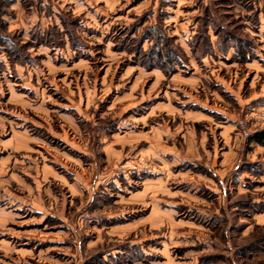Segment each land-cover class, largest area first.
<instances>
[{
  "label": "rangeland",
  "instance_id": "1",
  "mask_svg": "<svg viewBox=\"0 0 264 264\" xmlns=\"http://www.w3.org/2000/svg\"><path fill=\"white\" fill-rule=\"evenodd\" d=\"M259 130L264 0H0V264H264Z\"/></svg>",
  "mask_w": 264,
  "mask_h": 264
},
{
  "label": "crops",
  "instance_id": "2",
  "mask_svg": "<svg viewBox=\"0 0 264 264\" xmlns=\"http://www.w3.org/2000/svg\"><path fill=\"white\" fill-rule=\"evenodd\" d=\"M190 78V77H189ZM197 79V78H196ZM198 80V79H197ZM198 82V81H197ZM223 86L225 87V90H227V91H229L231 94H234L235 95V97H237V95H236V92H237V88L236 89H234V87H233V85H231L230 84V82L226 79L225 80V82H223ZM239 86H240V84H239ZM230 94V95H231ZM238 101H239V99H238ZM200 103V105H202V107L204 108V109H210L211 108V104H208V106L206 105V103H205V100H202V101H200L199 102ZM240 105V104H239ZM220 108H218V110H217V112L220 114V113H222V115H223V117H225V118H227V120H224V121H233V120H235V118L237 117V114H238V112L236 111V110H230V109H228L226 106H224V105H221V106H219ZM188 115H190V114H188ZM194 115V114H193ZM188 119V118H187ZM218 119H220V118H218ZM221 121H223V120H221ZM194 123V122H193ZM222 123V122H221ZM222 124H224V123H222ZM161 127H159V126H155L156 127V129H155V136H157L158 138H160V139H163L165 136H167V135H169V136H173L174 135V132L172 131V130H168V127L166 126V125H160ZM233 124H232V122L231 123H229V124H224V125H222V131L225 133H230L232 130H233ZM165 133L167 134V135H165ZM168 137V136H167ZM156 144H159V143H156ZM150 147L149 148H153V146H155V142H153V143H151L150 145H149ZM160 146H161V148L164 146L162 143H160ZM171 149V148H170ZM145 151H147V149L145 150Z\"/></svg>",
  "mask_w": 264,
  "mask_h": 264
},
{
  "label": "trees",
  "instance_id": "3",
  "mask_svg": "<svg viewBox=\"0 0 264 264\" xmlns=\"http://www.w3.org/2000/svg\"><path fill=\"white\" fill-rule=\"evenodd\" d=\"M251 139L258 143L264 144V130L256 131L252 136Z\"/></svg>",
  "mask_w": 264,
  "mask_h": 264
},
{
  "label": "built area",
  "instance_id": "4",
  "mask_svg": "<svg viewBox=\"0 0 264 264\" xmlns=\"http://www.w3.org/2000/svg\"><path fill=\"white\" fill-rule=\"evenodd\" d=\"M134 167H136V166H134Z\"/></svg>",
  "mask_w": 264,
  "mask_h": 264
}]
</instances>
